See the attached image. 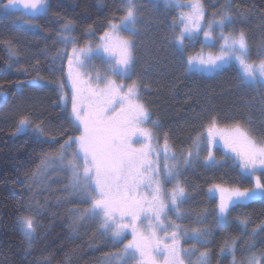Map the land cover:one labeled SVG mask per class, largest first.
Instances as JSON below:
<instances>
[{"label":"trees","instance_id":"trees-1","mask_svg":"<svg viewBox=\"0 0 264 264\" xmlns=\"http://www.w3.org/2000/svg\"><path fill=\"white\" fill-rule=\"evenodd\" d=\"M6 1L0 0V264H133L128 235L104 229L90 214L89 188L71 186L72 139L79 129L61 102L63 94L94 93L100 86L95 71H75L67 45L98 42L128 13L129 0H47L35 15L4 11ZM202 2L205 26L223 17L225 33L243 34L248 60L264 58V0ZM133 6L129 77L157 139L167 140L178 155L205 148L183 162L178 175L185 189L177 206L183 244L196 245L209 264H264V171L257 186L220 148H214V161L202 159L205 130L212 125H239L264 140L263 84L247 81L232 63L210 74L190 71L187 58L217 51V41L181 38V10L172 0H134ZM216 186L249 198L229 206L222 219L211 192ZM23 221L31 223V235ZM188 230L199 239L187 237Z\"/></svg>","mask_w":264,"mask_h":264},{"label":"rangeland","instance_id":"rangeland-1","mask_svg":"<svg viewBox=\"0 0 264 264\" xmlns=\"http://www.w3.org/2000/svg\"><path fill=\"white\" fill-rule=\"evenodd\" d=\"M172 1L181 10V38L200 35L207 44L217 41V51L187 58L190 71L210 74L232 63L247 81H259L264 87V58L258 62L248 60L243 34L225 33L221 28L223 17L205 26L202 0ZM133 3L134 0H129L128 13L120 21L111 23L98 42L86 47L67 45L75 71L81 75L88 70L95 71L93 78L100 83L94 93L73 92L61 98L62 103L68 104L71 118L79 129V134L72 139L75 162L70 164V183L72 187L83 183L89 188L90 214L101 219L104 229L115 237L128 235L125 247L132 252L133 264H209L206 253L196 245L183 244L178 222L181 215L177 212L185 197L178 176L180 168L185 169L183 162L197 159L205 148L201 151V146L196 145L178 155L167 140H158L155 135L154 121L140 99V89L129 77L133 63L130 37L135 26ZM46 5L47 0H7L1 8L35 15L43 12ZM204 141L203 161H214V148H220L260 185L264 140H255L239 125H212L206 128ZM76 175L81 177L80 183ZM88 191L84 192L87 199ZM211 192L218 196L222 219L229 206L249 198L248 194L227 187L216 186ZM22 229L31 235L30 222L23 221ZM184 233L199 239L190 230ZM116 260L111 257L112 262L118 263ZM250 264H260V261L252 259Z\"/></svg>","mask_w":264,"mask_h":264}]
</instances>
